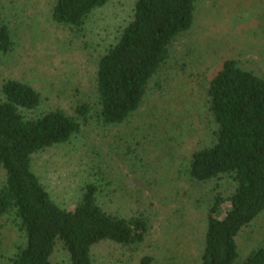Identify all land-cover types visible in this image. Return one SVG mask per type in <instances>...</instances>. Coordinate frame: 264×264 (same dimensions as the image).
Listing matches in <instances>:
<instances>
[{"label": "rangeland", "instance_id": "374dc122", "mask_svg": "<svg viewBox=\"0 0 264 264\" xmlns=\"http://www.w3.org/2000/svg\"><path fill=\"white\" fill-rule=\"evenodd\" d=\"M135 1L110 0L73 31L52 22L55 0H0V20L13 42L0 56V101L2 83L13 79L42 95L39 114L60 109L72 116L82 103L91 107L88 124L67 144L35 155L32 170L64 209L72 210L84 185L93 184L104 211L147 219L142 244H100L93 264H139L146 255L154 264H200L215 183L190 179V156L214 142L206 91L222 61L235 59L264 79V0H197L192 28L171 44L139 110L121 125L105 126L97 117L96 65L130 20ZM3 179L0 170V184ZM1 234L0 264H7L23 239L10 220ZM237 243L235 264L264 245V212ZM51 264H68L59 244Z\"/></svg>", "mask_w": 264, "mask_h": 264}, {"label": "trees", "instance_id": "16d2710c", "mask_svg": "<svg viewBox=\"0 0 264 264\" xmlns=\"http://www.w3.org/2000/svg\"><path fill=\"white\" fill-rule=\"evenodd\" d=\"M110 0H55L54 24L79 31ZM197 0H136L116 42L99 58L95 72L98 121L118 126L141 107L150 80L164 66L175 39L190 31ZM9 28L0 20V56L12 49ZM0 250L2 228L13 222L23 243L7 264H51L57 244L68 264H93L92 250L111 243L123 248L145 241L142 214L122 218L97 203L99 190L86 184L72 210L57 205L32 170L33 157L67 144L88 124L92 109L82 103L72 116L60 109L39 114L42 95L13 79L1 85ZM206 111L214 142L190 156L188 174L198 184L215 183L206 212L200 264H235L238 237L264 212V79L225 59L209 80ZM221 182V183H218ZM229 183L227 190L224 184ZM139 264H154L143 256ZM242 264H264V245Z\"/></svg>", "mask_w": 264, "mask_h": 264}]
</instances>
